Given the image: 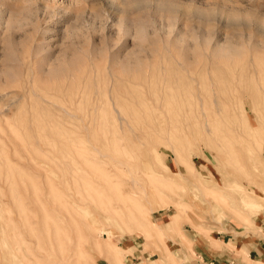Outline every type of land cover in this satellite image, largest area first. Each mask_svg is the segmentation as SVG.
Masks as SVG:
<instances>
[{
  "label": "rangeland",
  "instance_id": "374dc122",
  "mask_svg": "<svg viewBox=\"0 0 264 264\" xmlns=\"http://www.w3.org/2000/svg\"><path fill=\"white\" fill-rule=\"evenodd\" d=\"M263 91L264 0H0V264L264 237Z\"/></svg>",
  "mask_w": 264,
  "mask_h": 264
},
{
  "label": "crops",
  "instance_id": "0c3cea01",
  "mask_svg": "<svg viewBox=\"0 0 264 264\" xmlns=\"http://www.w3.org/2000/svg\"><path fill=\"white\" fill-rule=\"evenodd\" d=\"M217 233V232H216ZM222 234V233H221ZM218 237L193 239L196 258L188 264H262L264 263V237L246 240L231 233ZM218 235V233H217ZM178 259L183 263L182 258Z\"/></svg>",
  "mask_w": 264,
  "mask_h": 264
},
{
  "label": "bare ground",
  "instance_id": "6f19581e",
  "mask_svg": "<svg viewBox=\"0 0 264 264\" xmlns=\"http://www.w3.org/2000/svg\"><path fill=\"white\" fill-rule=\"evenodd\" d=\"M214 54H218V55H221L222 56V49L220 48V49H215L214 50ZM217 67V66H216ZM218 69H219V67H218ZM218 74L220 75L219 77H220V80H218V81H216V82H214V86H216V87H221V88H218V89H221V91L224 89V80H225V84L227 83L228 84V81L226 82V80L227 79H224V78H228L229 77V75H224L223 74V70H218ZM243 80H245V78L243 79ZM230 82H232V80L230 81ZM249 83L247 82V85H248ZM252 84H253V82H252ZM233 86V85H232ZM231 86V87H232ZM264 92V91H263ZM223 93V92H222ZM157 99V98H156ZM254 99H256L255 98V96H254ZM260 99V98H259ZM158 100V99H157ZM113 103H115V102H113ZM122 103V102H121ZM165 104V103H164ZM167 105H169V104H167ZM125 106V105H124ZM182 106V105H181ZM126 107V106H125ZM165 107V106H164ZM151 108V107H150ZM122 109V108H121ZM197 111V115H196V120L197 119H199V111L198 110H196ZM150 112V111H149ZM148 112V113H149ZM104 113V112H103ZM122 113V112H121ZM0 116H3V117H5L6 115H5V112L4 111H2V110H0ZM158 116V115H157ZM170 118H172V117H170ZM163 119V118H162ZM163 121H165L164 119H163ZM257 121V120H256ZM204 128H206L207 129V127H210V126H212V123L208 120V119H206V122L204 123ZM145 127V126H144ZM160 131V130H159ZM164 131V130H163ZM168 131V130H167ZM248 152H250V151H248ZM244 155V154H243ZM126 156V155H125ZM128 156V155H127ZM235 159V158H234ZM247 160V159H246ZM248 161V160H247ZM253 162V161H252ZM248 163V162H247ZM241 164V163H240ZM244 165V164H243ZM250 165V164H249ZM260 166H264V164L263 163H260L259 164ZM133 169V168H132ZM255 170V169H254ZM123 171H124V168H123ZM135 172V171H134ZM253 174V173H252ZM131 178V177H130ZM238 185H236L235 187H237ZM246 196V195H245ZM255 198H259L260 199V195H255L254 196ZM253 199L254 198H250V199H248V197L246 198V199H243V198H241V202H242V204H244V205H253V203H255L254 201H253ZM141 213V210H139L138 211V214H140ZM175 218V217H174ZM176 219V218H175ZM174 224V223H173ZM1 241V240H0ZM42 257H43V255H42ZM44 258V260L41 262H39V260L37 261V262H35V264H62V261H64V258H62V257H58V258H51V257H47V256H44L43 257Z\"/></svg>",
  "mask_w": 264,
  "mask_h": 264
}]
</instances>
